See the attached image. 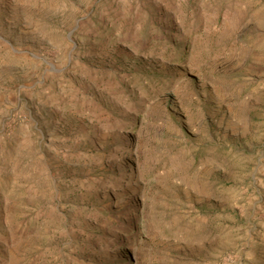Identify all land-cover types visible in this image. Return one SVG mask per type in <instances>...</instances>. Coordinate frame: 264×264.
I'll return each mask as SVG.
<instances>
[{"label":"rangeland","instance_id":"rangeland-1","mask_svg":"<svg viewBox=\"0 0 264 264\" xmlns=\"http://www.w3.org/2000/svg\"><path fill=\"white\" fill-rule=\"evenodd\" d=\"M0 264H264V0H0Z\"/></svg>","mask_w":264,"mask_h":264}]
</instances>
